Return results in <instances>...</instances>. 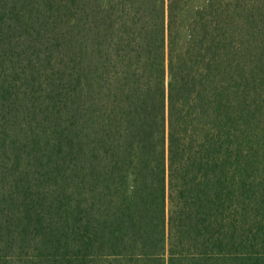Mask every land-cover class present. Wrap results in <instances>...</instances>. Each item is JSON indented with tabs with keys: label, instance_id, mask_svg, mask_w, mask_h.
<instances>
[{
	"label": "trees",
	"instance_id": "16d2710c",
	"mask_svg": "<svg viewBox=\"0 0 264 264\" xmlns=\"http://www.w3.org/2000/svg\"><path fill=\"white\" fill-rule=\"evenodd\" d=\"M0 264H264V0H0Z\"/></svg>",
	"mask_w": 264,
	"mask_h": 264
}]
</instances>
